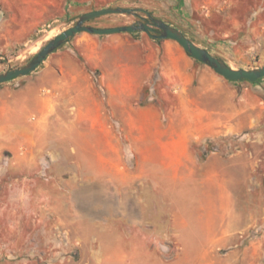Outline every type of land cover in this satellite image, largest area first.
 <instances>
[{"label": "crops", "instance_id": "0c3cea01", "mask_svg": "<svg viewBox=\"0 0 264 264\" xmlns=\"http://www.w3.org/2000/svg\"><path fill=\"white\" fill-rule=\"evenodd\" d=\"M12 83L0 91V153L15 164L30 168L34 156H49L47 167L56 169L55 140H93L94 169L124 171L130 196L139 188L141 219L162 218V187L172 189L167 216L173 230H130L131 249L172 250L170 259L159 256L161 264H264V230L247 228L264 216V196L258 212H242L237 204L239 189L253 198L261 186V158L245 150L202 157L195 148L264 133L263 83L246 92L177 42L142 32L79 33ZM105 154H124L128 162H109ZM187 182L197 190L196 201L177 197L176 188ZM189 211L196 228L185 230ZM109 244L115 254L116 242Z\"/></svg>", "mask_w": 264, "mask_h": 264}, {"label": "rangeland", "instance_id": "374dc122", "mask_svg": "<svg viewBox=\"0 0 264 264\" xmlns=\"http://www.w3.org/2000/svg\"><path fill=\"white\" fill-rule=\"evenodd\" d=\"M110 7L142 12L106 15L85 25H131L147 19L149 13L233 68L253 70L264 65V0H0V74L26 65L80 15ZM14 80L0 84V91L13 88ZM240 83L252 92L264 84V78ZM260 131L264 132V121ZM88 142L93 140H55L61 165L57 170L47 167L49 156H34L36 164L29 168L28 163L15 164L8 152L0 153V264H161V254L172 257V250H133L127 240L130 230H173L167 216L173 211L172 189L162 187V218L151 213L141 219L139 188L133 187L134 196H130L124 171L94 169L96 158ZM195 148L202 157L210 152L225 156L245 150L261 158L257 171L261 186L250 193L253 198L239 189L237 202L242 212H258V199L264 196V133L247 141L235 136L204 141ZM104 157L121 166L128 162L124 154ZM185 184L184 190L176 188L177 197L196 201V188ZM155 206L150 204L149 210ZM186 214L191 220L185 230L195 229L194 211ZM257 217L256 226L248 230H264V216ZM110 239L117 244L115 254L109 248Z\"/></svg>", "mask_w": 264, "mask_h": 264}, {"label": "water", "instance_id": "95a60500", "mask_svg": "<svg viewBox=\"0 0 264 264\" xmlns=\"http://www.w3.org/2000/svg\"><path fill=\"white\" fill-rule=\"evenodd\" d=\"M140 11L142 10L125 7H110L93 10L80 15L73 26L60 32L52 39H50L36 54L32 56V58L26 65L1 73L0 84L31 74L46 60V58L51 53L59 49L63 44L67 42V40L82 32L99 36L110 35L114 33L142 32L155 40L169 39L177 42L190 57L205 64L215 73L229 81H248L250 83H253L261 78H264V65L253 70L233 68L222 59L213 56L207 49L201 48L196 45L177 28L169 25L163 20L153 18L149 13H146L147 19L141 18L140 21L131 25L107 28H98L85 25L86 22L97 17L106 15L137 16L138 12ZM155 30H158V32H156Z\"/></svg>", "mask_w": 264, "mask_h": 264}, {"label": "trees", "instance_id": "16d2710c", "mask_svg": "<svg viewBox=\"0 0 264 264\" xmlns=\"http://www.w3.org/2000/svg\"><path fill=\"white\" fill-rule=\"evenodd\" d=\"M140 12H142V11H140ZM97 19H99V17H97V18H94V19H91L90 21H88V22H86V24H89V23H91V22H93V21H95V20H97ZM135 33H137V32H135ZM185 34V33H184ZM186 36V35H185ZM71 39H69V40H67V42H69ZM191 41H192V39H190ZM158 41H160V40H158ZM193 42V41H192ZM63 46V45H62ZM61 46V47H62ZM60 47V48H61ZM59 48V49H60ZM58 50V49H57ZM214 56V55H213ZM215 57H217V56H215ZM217 58H219V57H217ZM210 144H212V142H210Z\"/></svg>", "mask_w": 264, "mask_h": 264}, {"label": "flooded vegetation", "instance_id": "af4514ba", "mask_svg": "<svg viewBox=\"0 0 264 264\" xmlns=\"http://www.w3.org/2000/svg\"><path fill=\"white\" fill-rule=\"evenodd\" d=\"M156 32H158V30H155Z\"/></svg>", "mask_w": 264, "mask_h": 264}]
</instances>
